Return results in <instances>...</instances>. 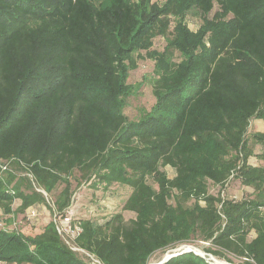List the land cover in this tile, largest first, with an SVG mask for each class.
I'll list each match as a JSON object with an SVG mask.
<instances>
[{
    "label": "trees",
    "instance_id": "1",
    "mask_svg": "<svg viewBox=\"0 0 264 264\" xmlns=\"http://www.w3.org/2000/svg\"><path fill=\"white\" fill-rule=\"evenodd\" d=\"M191 10L198 31L177 19L169 32V18ZM156 36L166 44L153 50L154 104L129 120L133 57ZM252 120L264 123V0H0V210L50 208L41 190L65 216L75 172L94 188L128 187L132 219L73 220L74 246L97 264H148L193 238L208 243L206 256L264 264V166L248 162L258 145L264 164V133L248 136ZM231 180L250 196L224 197ZM9 221L0 264H93L53 219L33 234ZM163 264L213 262L190 251Z\"/></svg>",
    "mask_w": 264,
    "mask_h": 264
},
{
    "label": "rangeland",
    "instance_id": "2",
    "mask_svg": "<svg viewBox=\"0 0 264 264\" xmlns=\"http://www.w3.org/2000/svg\"><path fill=\"white\" fill-rule=\"evenodd\" d=\"M95 4H100L103 0H92ZM158 3L163 2L164 0H152ZM217 9V8H216ZM214 8V10H216ZM214 10L208 15L211 18ZM178 22L186 25L187 28L196 32L200 28L202 24V17L199 12L195 10H191L187 14L181 17H170L168 21H170V27L168 28L169 32L172 33L174 26L176 25V20ZM175 31V30H174ZM166 44L165 37L156 36L153 38L149 50H142L134 55L135 68L132 67L129 71V75L127 78V84L131 87V93L126 98L125 107L123 109L124 115L129 120H137L140 116L143 115L145 111H148L151 106L154 104V96L152 94V85L156 79L159 78V75L154 74L155 69V59L153 58L154 54L153 50L163 51ZM167 53L171 56L174 62L180 60L179 53L175 48H171L167 51ZM158 61V59H157ZM254 133H264V123L259 120H252L250 126L248 128V136ZM250 145H252L250 143ZM252 151L253 154L250 156L248 162L253 165H261L264 166L257 158L256 155L260 151V146L253 145ZM165 172L169 178L174 176V170L170 167H165ZM24 176V173H21ZM30 180L31 177L28 176ZM78 173L75 172L72 177L69 178L71 183V189L73 190L71 197V205L67 210L66 215L70 217L72 220H82V219H90L99 224L104 221L110 219L114 215L121 214L123 220L127 222L132 219L134 215L130 212H125L122 210V206L124 201L130 195L131 190L128 187L113 184L106 189L102 188V185H99L97 188L91 186L90 183L85 181H79ZM33 183V182H32ZM149 183H152V180H149ZM153 184V183H152ZM156 187L155 184H153ZM61 187V186H60ZM60 189V188H59ZM209 193L213 195H217L218 193L222 194V188L214 186L212 184H208ZM43 193L47 202L50 205V208L46 206L39 207H28L22 213H11L8 215H4L0 210V223L4 224V227H11L10 221H12V217H16V222L18 225V230L25 228L28 230L30 234H33L38 230V227L46 224L49 219H59L57 218L55 213L53 212L52 201L54 200V195H48L44 191L39 190ZM252 188L242 186L239 180H231L226 188L224 189L223 195L224 197L232 195L234 199L241 200L242 198L250 196V192H252ZM20 201L16 199L13 202L12 207H16ZM52 207V208H51ZM35 208L36 214L32 217L31 221H25L22 219L23 215L26 212H30L31 209ZM12 215V216H11ZM54 215V216H53ZM15 221V220H14ZM208 246V243L197 240L196 238L191 239L190 241L179 244L173 249H169L165 252L157 251L155 252L149 259L148 264L155 263L158 264L162 261L167 255L173 254L175 251L182 248H190L194 253H198L200 255H204L207 259L211 260L214 257L206 256L204 252V248ZM77 255L86 256L83 251L75 250ZM221 264H229L225 261L218 260L214 258ZM90 263L93 261L88 259Z\"/></svg>",
    "mask_w": 264,
    "mask_h": 264
},
{
    "label": "built area",
    "instance_id": "3",
    "mask_svg": "<svg viewBox=\"0 0 264 264\" xmlns=\"http://www.w3.org/2000/svg\"><path fill=\"white\" fill-rule=\"evenodd\" d=\"M35 208L31 209L30 212L26 214L29 221L32 220L34 215L36 214ZM33 217V218H32ZM54 224L57 233L63 238L66 245L70 247L71 250H80L77 247L74 246L75 240L79 237V235L82 232L81 227L78 223H74L73 220L68 217L67 215L60 217L59 219H54ZM82 251V250H81ZM84 253V252H83ZM86 256L90 257L86 253H84ZM204 256V255H201ZM90 259L93 261V264H97L96 260H94L92 257Z\"/></svg>",
    "mask_w": 264,
    "mask_h": 264
},
{
    "label": "water",
    "instance_id": "4",
    "mask_svg": "<svg viewBox=\"0 0 264 264\" xmlns=\"http://www.w3.org/2000/svg\"><path fill=\"white\" fill-rule=\"evenodd\" d=\"M190 251H193V250H191V249L188 248V247H187V248H184L183 250H182V248H181V249L175 251L173 254H171V255H167V256H166L162 261H160L158 264H163L164 262H166V260H168L169 258H171V257H173V256H176L177 253H179V252H190ZM196 254H198V253H196ZM198 255H200V254H198ZM211 261L213 262V264H221V263H219L217 260H215L214 258H212Z\"/></svg>",
    "mask_w": 264,
    "mask_h": 264
},
{
    "label": "bare ground",
    "instance_id": "5",
    "mask_svg": "<svg viewBox=\"0 0 264 264\" xmlns=\"http://www.w3.org/2000/svg\"><path fill=\"white\" fill-rule=\"evenodd\" d=\"M150 264H155V263H150Z\"/></svg>",
    "mask_w": 264,
    "mask_h": 264
}]
</instances>
